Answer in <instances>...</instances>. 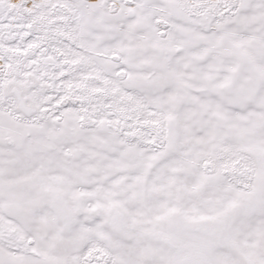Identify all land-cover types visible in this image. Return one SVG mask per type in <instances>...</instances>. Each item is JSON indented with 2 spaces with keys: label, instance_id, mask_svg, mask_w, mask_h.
Masks as SVG:
<instances>
[{
  "label": "rangeland",
  "instance_id": "374dc122",
  "mask_svg": "<svg viewBox=\"0 0 264 264\" xmlns=\"http://www.w3.org/2000/svg\"><path fill=\"white\" fill-rule=\"evenodd\" d=\"M0 264H264V0H0Z\"/></svg>",
  "mask_w": 264,
  "mask_h": 264
}]
</instances>
